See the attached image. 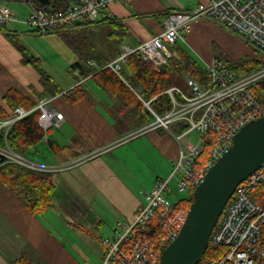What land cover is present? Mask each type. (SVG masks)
I'll use <instances>...</instances> for the list:
<instances>
[{"label":"built area","instance_id":"1","mask_svg":"<svg viewBox=\"0 0 264 264\" xmlns=\"http://www.w3.org/2000/svg\"><path fill=\"white\" fill-rule=\"evenodd\" d=\"M128 1L72 0L63 11L47 13L31 9L23 20L1 2L0 25L20 22L31 29L46 32L59 25L93 23L109 3ZM201 19L211 20L235 33L264 55V0H201L187 10L169 12L159 33L133 47L122 45L118 55L106 66L119 74L128 55L137 52L143 61L158 70L171 58L170 47L183 41V33L189 32ZM204 71L209 77L206 84L184 77L187 92L172 86L160 94L166 95L170 103L162 115L150 107L154 98L149 101L140 99L152 120L116 142L123 143L162 129L176 141L178 156L168 177L155 180L152 188L145 192L144 203L137 208L133 218L116 221L112 234L101 238L100 264H158L162 251L179 233L188 210L178 204L181 199L170 202L167 197L176 193L185 197L191 195L208 169L231 146L237 132L250 121L264 117V102L252 91L264 80V65L237 77L222 61L213 59L206 64ZM72 90L73 87L62 91L59 96ZM53 100V97H42L33 108L39 111L37 123L44 134L59 127L64 120L63 114L51 106ZM29 112L21 107L15 108L7 120L0 121V129L7 130ZM206 143L208 150L200 158ZM0 156L5 162L50 173L71 168L96 154L73 164L54 167L35 164L9 148L0 147ZM174 177L176 193L170 184ZM208 245L222 250L207 264H264V161L236 186Z\"/></svg>","mask_w":264,"mask_h":264},{"label":"crops","instance_id":"2","mask_svg":"<svg viewBox=\"0 0 264 264\" xmlns=\"http://www.w3.org/2000/svg\"><path fill=\"white\" fill-rule=\"evenodd\" d=\"M1 2L6 3L19 20L25 19L32 9L20 0ZM196 3L189 4V0L112 2L99 14L93 26H69L65 32H82L90 28L98 34L105 26L103 19L113 18L121 22L128 32L119 43L121 50L122 45L133 47L159 33L167 13L187 10ZM22 26L20 22L7 23L0 30V98L8 89L14 88L36 102L44 94L40 75L31 65L22 63L21 54L7 35L16 36L19 40L20 33L31 36L43 34L42 37L50 43L58 42L60 37L56 33L29 31ZM62 42L56 45L58 55L67 67L62 70L56 61L53 66L56 73L44 71L65 91L76 84L73 77L77 76V71L70 70L69 66L77 61V56ZM181 42H185L184 38ZM28 51L37 57L33 50L28 48ZM197 59L204 68L207 63L202 58ZM56 98L57 103L52 101L51 106L63 114L64 120L59 127L49 129L44 138L28 150V160L54 167L73 164L93 154L96 156L66 170L50 172L53 186L51 209L39 216L29 213L0 182V264H13L21 256L31 259L33 264H92L93 259L100 264L103 253L101 238L112 234L116 221L131 220L137 208L144 203L145 192L152 188L155 180L163 179L156 175L150 182L138 185L132 175V162L127 164L125 151H131L129 159L134 155L136 161L143 163L142 150L151 149L160 159V164L155 160L152 165L155 173L164 161L174 156V142L162 129L139 135L132 141L116 143L142 126L126 130L121 126L117 128V120L103 111L100 105L93 106L84 99L68 104L64 97ZM131 143L135 144L134 149L130 148ZM54 149L59 150L54 152ZM51 232H73L79 247L75 246L76 251L73 252L72 248L65 247L66 242H59ZM64 250L72 257L68 258Z\"/></svg>","mask_w":264,"mask_h":264},{"label":"trees","instance_id":"3","mask_svg":"<svg viewBox=\"0 0 264 264\" xmlns=\"http://www.w3.org/2000/svg\"><path fill=\"white\" fill-rule=\"evenodd\" d=\"M20 1L29 4L32 9L47 13L63 11L72 2V0ZM105 9L106 7L99 14ZM96 21L97 19L93 23H76L70 26H93ZM103 21H105V26L100 34L104 36V39L96 43L86 39L87 35L91 36L92 33H96L90 28L82 32H69V30L65 32L69 25H59L46 32L31 29L38 33L58 34L77 56V61L69 66L70 70L77 71V76L73 77L76 84L70 93L61 95L68 104H74L84 99L93 106L100 105L104 109L103 111L117 120V124H115L117 128L121 126L125 130L134 129L144 126L152 120V115L143 107L139 98L145 101L154 98L150 102V107L157 114L162 115L169 109L170 103L166 95L160 94L169 87H178L180 82L184 81V75L201 85L209 81L203 65L182 45L181 41H177L170 47L171 58L158 70H155L149 62L143 61L135 52L128 55L119 74L114 73L106 65L119 53V43L127 36L128 32L121 22L113 18L106 17ZM4 26L5 24L0 25V30ZM89 30L90 32L85 35V32ZM7 37L21 54L22 63L31 65L39 73L44 94L40 95L38 99L45 96H59L62 89L44 71L40 59L19 45L16 36L7 35ZM252 53L253 55L233 60L223 52H219L216 46L213 47L214 59L222 61L237 77L264 65V55L254 49ZM252 91L264 102V80L254 86ZM36 102L14 88L8 89L0 98V121L10 117L17 107L30 110L27 116L17 120L7 130L0 129V147L9 148L19 155H25L29 149L44 138V132L37 123L39 111L33 110ZM58 150L54 149V152ZM207 150L208 143L200 153V158L206 155ZM0 182L17 197L29 213L39 216L51 209L50 195L53 186L49 172L5 162L4 158L0 156ZM179 199L181 200L178 204L183 205L185 209H188L193 202L192 195ZM221 250L208 245L197 264H207V261L216 258ZM13 264H33V262L31 259L21 256Z\"/></svg>","mask_w":264,"mask_h":264},{"label":"water","instance_id":"4","mask_svg":"<svg viewBox=\"0 0 264 264\" xmlns=\"http://www.w3.org/2000/svg\"><path fill=\"white\" fill-rule=\"evenodd\" d=\"M264 161V117L250 121L196 186L184 223L158 264H197L236 186Z\"/></svg>","mask_w":264,"mask_h":264},{"label":"rangeland","instance_id":"5","mask_svg":"<svg viewBox=\"0 0 264 264\" xmlns=\"http://www.w3.org/2000/svg\"><path fill=\"white\" fill-rule=\"evenodd\" d=\"M129 1H131V0H129ZM195 1H197V0H189V4L196 3ZM119 3H121V2H119ZM20 25L21 26L23 25L22 27H25L27 30L31 31V28L28 27L27 25H25L23 23H20ZM86 34L87 33H85V35ZM19 35L20 36H19L18 44L22 45L26 49L29 48L30 50H33L34 54L38 58H40L42 66L44 67V69L46 71L56 73L54 71V68H53L56 61L58 64H60L62 66V70L67 67L65 65L63 59H61L59 56L60 55L59 50H57L58 42L63 41L62 43L66 45L65 41L62 38H58L57 39L58 42H56V43H53V42L50 43L48 41V39H46L45 37H42L43 34L31 36L30 34L23 35L22 33H20ZM183 37H184L185 42L182 43V45L193 56H195L196 58H199V59L202 58L205 61V63H207V64H210L211 60L214 58L213 57V47L214 46H216L218 48L219 52H223L224 54H226L228 57H230L233 60L241 58V57L246 56V55H253V53H252L253 48L251 46H249L242 37L236 35L235 33L225 29L224 27H222V26L218 25L217 23H214L213 21L208 20V19H201L198 23L194 24L189 33H183ZM86 39H87V41L89 40V41H93L96 43V42H99L100 40H103L104 36L101 35L100 33H98V34L92 33L91 36L87 35ZM184 76L186 77V75H184ZM178 87L185 92L187 91V86H186L185 81L180 82ZM48 97H50V96H48ZM53 99H54L53 104H56L57 98L53 97ZM5 120H7V119H5ZM5 120H2V121H5ZM143 135H145V134H143ZM169 136L172 138V140L174 142V145L172 147V151L174 149V152H173L174 156L171 160L164 161L163 164L161 165V167H159L157 169V173H155V171L153 172L152 165L155 163V160H156V163L160 164V162H158V160H160V159L158 158V155L156 153L154 154L151 151V149L149 150L148 148H146V149L142 150V152L144 153L143 157L145 158L143 163L136 161V156H134V155L129 159V155H132L131 151H125L126 154H128L127 159H126L127 164L129 165V163L132 162V175H133V178H134V180H136L138 185H141L140 183L144 182V181L150 182L154 178V176H156V175H158L161 178H167L168 175L170 174V172L172 171V164L178 156V145L175 142L174 138L171 135H169ZM191 137L193 138L194 134H192ZM132 140H134V139H129L128 141H132ZM128 141H126V142H128ZM130 148L134 149L135 144L131 143ZM126 150H129V147L128 148L126 147ZM21 156L28 160V158H27L28 151L26 152L25 155H21ZM28 161H30V160H28ZM31 162H33V161H31ZM175 177L171 179L170 184H171L173 191L176 193V178ZM192 194H193V191H192L191 195ZM180 195L181 194H179V193H176L175 195L172 194V195L167 197L168 198L167 200L170 202H175L179 198L185 197V195L184 196H180ZM51 234L59 242H61V243L66 242V245L64 244L65 247L72 248L73 252L76 251L75 246L79 247L77 236L73 232H61V233L51 232ZM81 246L85 247L84 244H82ZM66 254H67L68 258H70V256L72 257V255H70L69 253L66 252ZM92 264H96L95 259H93Z\"/></svg>","mask_w":264,"mask_h":264}]
</instances>
